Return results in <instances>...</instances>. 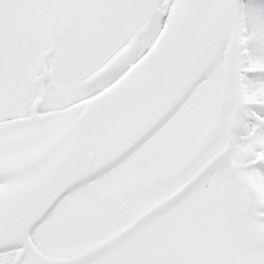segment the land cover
Segmentation results:
<instances>
[{
    "label": "snow or ice",
    "instance_id": "snow-or-ice-1",
    "mask_svg": "<svg viewBox=\"0 0 264 264\" xmlns=\"http://www.w3.org/2000/svg\"><path fill=\"white\" fill-rule=\"evenodd\" d=\"M0 264H264V0H0Z\"/></svg>",
    "mask_w": 264,
    "mask_h": 264
}]
</instances>
